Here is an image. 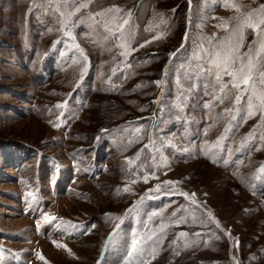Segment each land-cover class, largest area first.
Returning a JSON list of instances; mask_svg holds the SVG:
<instances>
[{
  "label": "rangeland",
  "instance_id": "obj_1",
  "mask_svg": "<svg viewBox=\"0 0 264 264\" xmlns=\"http://www.w3.org/2000/svg\"><path fill=\"white\" fill-rule=\"evenodd\" d=\"M261 5L0 0V264H264V108L210 62Z\"/></svg>",
  "mask_w": 264,
  "mask_h": 264
},
{
  "label": "snow or ice",
  "instance_id": "obj_2",
  "mask_svg": "<svg viewBox=\"0 0 264 264\" xmlns=\"http://www.w3.org/2000/svg\"><path fill=\"white\" fill-rule=\"evenodd\" d=\"M189 3H191V0H189ZM83 6L86 7V5ZM232 7L236 6L233 4ZM77 11H79V9H77ZM237 11H239L238 8ZM96 15H100V13H97ZM253 15H257L258 18L253 20ZM123 23L127 24L128 21L124 20ZM243 23L244 26L252 29L258 37H262L257 42L258 47L255 49H249V52L243 55H236L241 46L239 43L240 38L237 37V43L235 45H228L226 50L221 48V50L213 53L210 56V62L217 69L215 79L217 83L221 85V91L228 87V82H222V76L220 74L222 72L224 75L231 77L233 81L231 87L237 90L235 95L236 103L241 102L242 96H247V103L251 104L255 97L258 99L260 106L264 108V92L256 97V89L253 87L256 83L264 85V71H261V68L264 67V65H259L257 63L260 60L261 55H264V30L261 29V25H264V5L260 6L259 13H246ZM197 68L205 73L210 71V69L200 68V66H197ZM155 83L159 86L161 82L156 81ZM226 111H231V109H226ZM251 114L252 113H249V115ZM136 131L139 132L140 129L138 128ZM260 170L264 172V167ZM145 182H147V178H145ZM167 183L174 182L168 181ZM157 190H159V186H157ZM183 195L187 194L185 193ZM193 203H195V201H193ZM211 215L212 213L208 212V216ZM45 219L49 220L53 218L45 217ZM180 235L184 236L186 233H181ZM40 258L43 259L42 256Z\"/></svg>",
  "mask_w": 264,
  "mask_h": 264
},
{
  "label": "bare ground",
  "instance_id": "obj_3",
  "mask_svg": "<svg viewBox=\"0 0 264 264\" xmlns=\"http://www.w3.org/2000/svg\"><path fill=\"white\" fill-rule=\"evenodd\" d=\"M7 222L8 223H17L18 221H14V219L13 218H11L10 220H7ZM4 223V222H3ZM6 224V223H5ZM20 224V223H19ZM21 224H23V223H21ZM4 226V225H3ZM5 227V226H4ZM16 264H26L23 260L22 261H19V262H17Z\"/></svg>",
  "mask_w": 264,
  "mask_h": 264
}]
</instances>
